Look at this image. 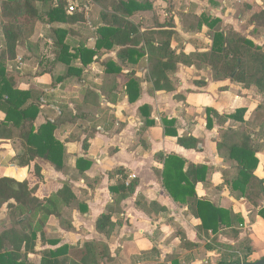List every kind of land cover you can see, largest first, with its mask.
Segmentation results:
<instances>
[{
	"label": "crops",
	"instance_id": "obj_1",
	"mask_svg": "<svg viewBox=\"0 0 264 264\" xmlns=\"http://www.w3.org/2000/svg\"><path fill=\"white\" fill-rule=\"evenodd\" d=\"M139 2L152 3L153 9H156L155 0ZM191 2L194 4L193 10L186 8L179 11L174 1L167 0V10L161 7L164 17L158 15V19H146L149 18L148 14L153 13L152 10L136 12L132 20L142 24V31H145L156 20L164 23L174 18L177 33L172 39V48L177 52L183 50L193 54L207 51L211 40L204 33H185L178 19L180 13L194 12L198 16L219 18L223 27L235 29L231 20L233 17L238 15L249 19L252 15L244 8L245 4H257L264 9V0ZM78 4L89 7L91 23L99 21L102 4L94 0H88L87 4L75 0L74 4L71 0L69 6ZM95 7L99 11L98 16L93 17L92 9ZM42 28L43 25H37V31ZM247 34L254 42L253 36L249 35L248 25ZM179 35H182L178 37L181 41L175 46L173 43ZM39 39L41 37L33 40ZM144 41L141 46H145ZM88 47L93 49L95 42L89 41ZM146 52L138 63L129 60L123 66L119 64L122 75L106 76L103 63L107 60L117 62L118 50L103 49L100 61L88 67L84 85L72 82L65 86L58 84L56 89L48 91L53 83L52 77L49 74L33 77L37 63L35 66L32 64L36 60L32 58L26 44L21 43L18 47L17 60L9 65V70H13L16 77V88L47 91L37 125L56 120L60 117L59 110L66 106L71 108L75 116L72 123L61 124L55 132L65 146L64 169L59 171L50 162L38 160L43 169L44 181L37 193L44 200L50 198L63 183H68L77 202L73 208L64 207L62 210L72 222V228H63L60 221L52 217L45 228V237L57 243L42 244L39 236L36 252L29 255L31 262L38 263L40 253L45 249L54 251L66 245L82 247L87 242L108 246L110 257L103 264L257 263L264 258V217L260 214L264 208V197L253 204L248 198H243L239 191L231 189L226 179L233 176V167L225 162L217 149V141L226 126H221L211 116L213 126L208 127V111L226 116L246 109L245 120L251 121L257 107L264 102L262 95L255 87L245 88L231 80L215 81L208 66L197 67L194 64H179L177 71L170 74L173 91L156 90L149 68V51ZM24 65L26 71H21ZM130 78L137 80L141 89L135 103L129 101L127 94ZM88 89L100 93V107L94 108V114L91 111L92 104L85 101ZM57 93H60V97L69 93L72 102L62 106L50 104L47 99ZM78 106L84 107L80 113L76 112ZM4 119L5 114L0 112V121ZM149 121L153 124L148 125ZM240 125L233 120L227 123V127L234 129ZM179 137L196 139L197 148L180 145ZM260 143L263 145L257 153L259 165L255 175L264 181V141ZM18 153L19 148L12 141L0 140V155L7 154L9 158L8 165H0L3 169L0 177L18 182L29 179L30 168L11 164ZM169 155L185 161L182 169L185 174L189 173L191 166L207 169L200 171L206 172L204 180L197 182L194 190L190 189L191 194L183 203L175 199L167 188L165 174ZM79 159L86 161L81 164L82 170L77 168ZM117 169L125 170L121 182L125 188L132 187L133 190L129 192L125 189L126 192L115 194L114 198L111 187L118 185L121 179L113 174ZM202 202L228 210L232 226L224 224L218 228L213 223L212 228L207 230L200 217L211 210L203 209L201 214ZM7 211L6 206L0 209V231L10 227ZM107 211H110L114 225L110 236L100 233L96 227L99 217Z\"/></svg>",
	"mask_w": 264,
	"mask_h": 264
},
{
	"label": "trees",
	"instance_id": "obj_2",
	"mask_svg": "<svg viewBox=\"0 0 264 264\" xmlns=\"http://www.w3.org/2000/svg\"><path fill=\"white\" fill-rule=\"evenodd\" d=\"M72 2L75 4V0ZM94 2L102 4L103 9L99 21L93 24L89 18V7L78 4L74 12H69L71 0H0V112L5 114V119L0 121V140H10L19 148L11 164L30 168L29 179L24 182L0 177V209L7 207L10 220V227L0 231V264H103L110 257L107 245L87 242L82 247L66 245L54 251L45 249L41 251L38 263L29 260V255L36 252L39 236L42 244L57 243L45 237V228L52 217L58 219L63 228H72V222L62 210L64 207L73 208L77 202L71 186L63 183L50 198L44 200L37 193L44 181L38 160L50 162L59 171L64 169L65 146L55 132L61 124L72 123L75 116L66 106L59 110L60 117L56 120L37 125L47 91L16 88V77L13 70H9V65L17 60L21 43L28 46L32 58L36 60L37 70L33 77L44 74L52 77L53 83L48 91L56 89L58 84L65 86L72 82L84 85L88 67L100 61L102 50L117 49L119 62L107 60L103 63L106 76L122 75L121 66L125 62L138 63L149 51V68L156 90L173 91L170 74L177 71L179 64H194L197 67L208 66L215 81L231 80L245 88L255 87L264 99V45L255 44L231 26L223 27L221 19L198 16L194 12L179 14L178 19L185 33H204L211 40L207 51L187 54L172 48V39L177 33L174 18L164 23L156 20L145 31H142V24L132 20L136 12L155 10L152 3H141L139 0ZM244 8L252 14L247 25L249 35L254 36L259 29L264 30V9L257 4H245ZM38 24L43 25L46 34L34 41ZM143 40L146 47L141 46ZM89 41L95 42L93 49L88 47ZM86 91L85 101L92 104L94 114L100 107V93L91 89ZM140 92L139 82L130 78L127 86L129 101L135 103ZM107 97L110 95L107 94ZM82 108L78 106L76 112H82ZM208 113L209 128L213 126L211 116L221 126H226L217 141V149L234 170L232 177L225 174L227 184L239 191L243 198L257 204L256 201L264 197V181L255 175L259 165L257 153L263 145L260 141H264V102L257 107L251 121L245 120L246 109L226 116L215 111ZM229 120L241 125L236 129L227 127ZM147 124L152 125L153 122ZM87 142L88 139L84 142L85 149ZM178 142L187 148L198 146V141L192 137H179ZM84 162L79 159L77 168L82 170L81 164ZM166 164L167 188L175 199L183 203L191 194L190 189L194 190L196 183L204 180L206 172L200 171L207 169L191 166L189 173L185 174L182 171L185 161L175 155H169ZM124 173V169H117L113 173L121 178L118 185L111 187L114 198L115 194L133 190L132 187L125 188L121 182ZM200 206L201 214L203 209L211 210L200 217L207 230L212 228L213 223L218 228L224 224L232 226L228 210L206 202L200 203ZM260 214L264 217V208ZM111 219L110 211L100 216L97 230L110 236L114 227Z\"/></svg>",
	"mask_w": 264,
	"mask_h": 264
},
{
	"label": "rangeland",
	"instance_id": "obj_3",
	"mask_svg": "<svg viewBox=\"0 0 264 264\" xmlns=\"http://www.w3.org/2000/svg\"><path fill=\"white\" fill-rule=\"evenodd\" d=\"M172 1H174L176 3L175 7L179 11L185 10L186 8H190L191 10L194 9V4L191 2V0H172ZM78 2L87 4L88 0H78ZM155 5H156V9L153 10L152 14L151 13L148 14L149 18H146V19L150 20L153 17L157 19L159 17L158 15H160L161 17H164L165 13H164V10L161 9V7L164 6L166 8L165 10H167V0H155ZM90 11H91V7H90ZM98 11H99V9L96 7L92 9L93 17L98 16L97 15ZM247 19H248V17H246V16L243 18H240L238 15L236 17H233V19H231L234 26H235V29H237V31L241 32V34H243L245 37L248 36V34H247ZM150 25H151V23H150ZM87 32L90 34L89 30H87ZM45 34H46L45 28L44 29L42 28V30L39 29L37 31L36 35L34 36L35 37L34 39H36L37 37H42ZM178 37H182V35L181 36L179 35L176 37L175 42L173 43L175 46H177L181 41V38L179 39ZM252 38L254 39V42L256 44L264 45V30L259 29L258 32ZM32 65L35 66L36 61ZM30 67H32V66L30 65ZM21 69H22L21 71H26L25 65ZM31 70H33V68H31ZM70 98L71 97L69 96V93H67V95L63 94V95H61V97H60V93H57V94H52V96L49 97L47 99V101L52 105L62 106L64 104H68V103L72 102V100ZM8 162H9V158L7 157V154L0 155V165H6V164L8 165ZM2 173H3V169L0 168V175Z\"/></svg>",
	"mask_w": 264,
	"mask_h": 264
},
{
	"label": "water",
	"instance_id": "obj_4",
	"mask_svg": "<svg viewBox=\"0 0 264 264\" xmlns=\"http://www.w3.org/2000/svg\"><path fill=\"white\" fill-rule=\"evenodd\" d=\"M230 264H264V258L257 263H230Z\"/></svg>",
	"mask_w": 264,
	"mask_h": 264
},
{
	"label": "built area",
	"instance_id": "obj_5",
	"mask_svg": "<svg viewBox=\"0 0 264 264\" xmlns=\"http://www.w3.org/2000/svg\"><path fill=\"white\" fill-rule=\"evenodd\" d=\"M68 10H69L70 13L74 12L75 6L74 5L69 6Z\"/></svg>",
	"mask_w": 264,
	"mask_h": 264
}]
</instances>
